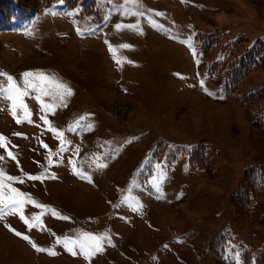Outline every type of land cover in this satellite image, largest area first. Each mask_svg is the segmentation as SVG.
Here are the masks:
<instances>
[{
	"label": "rangeland",
	"instance_id": "374dc122",
	"mask_svg": "<svg viewBox=\"0 0 264 264\" xmlns=\"http://www.w3.org/2000/svg\"><path fill=\"white\" fill-rule=\"evenodd\" d=\"M94 1L101 18L81 0L72 8L58 1L34 9L29 0L2 7L0 22L12 29L0 31V87L11 76L23 89V73L42 72L72 95L61 102L29 89L25 120L0 92V170L19 178L11 187L34 202L22 209L32 228L19 213L0 220V264H243L244 251L253 262L264 242V183L253 187L255 214L242 222L230 194L247 166L264 161L261 101L242 100L264 86V66L227 89L223 45L240 35L247 45L264 41V0ZM218 28L225 33L203 51L196 33ZM201 141L219 150L213 176L189 164ZM5 224L57 254L37 251ZM85 235L106 237L103 250L89 258L78 245L76 255L66 250L65 239Z\"/></svg>",
	"mask_w": 264,
	"mask_h": 264
},
{
	"label": "trees",
	"instance_id": "16d2710c",
	"mask_svg": "<svg viewBox=\"0 0 264 264\" xmlns=\"http://www.w3.org/2000/svg\"><path fill=\"white\" fill-rule=\"evenodd\" d=\"M34 9H40L41 6H48L61 0H29ZM79 0H63L66 8L74 7ZM83 10L93 12L95 16L101 18V10L96 6L94 0H81ZM12 0H0V19L3 16L2 7L8 12L12 5ZM23 11H21L22 13ZM26 13H24L25 15ZM12 18V17H11ZM225 33L224 29L218 28L215 32H197L196 38L200 40L203 51L210 48L211 44L218 41L221 35ZM245 37L240 35L233 41L223 45L226 56H229L226 68L224 69L225 81L232 83L227 89L231 90L234 86L243 80L244 76L254 67L264 66V41L258 39L251 45L244 42ZM242 100L246 105H257V112H264V86L242 95ZM255 114V113H254ZM256 115V114H255ZM263 119V117H261ZM256 119L258 120L257 116ZM219 150L209 141H201L197 143L188 154L189 164L192 172L196 174L204 171L210 176L214 175L215 169L213 164L218 161ZM264 183V161L254 163L245 168L243 182L230 194V201L235 212V221L242 222L251 217L256 210V206L252 202V189ZM255 214V213H254ZM260 221L262 217H260ZM211 249H215L216 245L213 240L210 243ZM243 264L250 263V254L243 252ZM254 264H264V242L254 251Z\"/></svg>",
	"mask_w": 264,
	"mask_h": 264
},
{
	"label": "snow or ice",
	"instance_id": "6c2138e0",
	"mask_svg": "<svg viewBox=\"0 0 264 264\" xmlns=\"http://www.w3.org/2000/svg\"><path fill=\"white\" fill-rule=\"evenodd\" d=\"M63 0H61V3ZM135 2V0H133ZM55 14V13H52ZM67 15H72V13H67ZM122 26L118 25L117 28H120ZM123 27L132 28L131 25H126ZM78 33L80 32L79 29H77ZM122 47H130L128 45H123ZM109 51L114 53V50L109 46ZM117 63L120 64L122 61L117 60ZM0 75H6L4 73H0ZM23 77V89L21 87L17 86V84L13 81V78L11 76H7L8 81V87L2 88L0 87V92L6 93V99L10 100L12 102V115L16 116V108L19 106L24 111V119L29 120L30 119V113L27 110V107L23 104L22 98L28 94L29 89H34L38 93H41L43 96L52 97L53 99H59V101L63 102L66 96L72 95V90L62 82H60L56 77L49 76L44 73H33V72H25L22 74ZM201 87H203V80L200 81ZM40 97L38 96L37 99ZM42 107L46 112L53 111L54 105L51 104H43ZM45 120V123H47V118L43 117ZM83 120V118H81ZM21 120L17 119V123H20ZM79 126V124H78ZM88 127H91V125H88ZM75 129H70V131H74ZM58 137H62V133L56 132L55 133ZM5 141V138L3 136H0V145L3 144ZM67 149L62 145L60 148V153H63ZM78 151V149H77ZM7 155L9 157H12L15 159L12 152H8ZM4 157L0 156V159H3ZM51 164V161H49ZM70 163H73V172L75 175L79 176L82 179H88L90 181V177H88L85 173L76 170L74 162L70 161ZM97 167L103 168L106 167L105 164H98ZM46 178L45 175H31L28 176V179L30 180H42ZM51 178H55V176H51ZM19 178L12 177V176H6L3 172V170H0V220H4L5 217L9 214L16 215L19 213V218L28 225L29 228H32L33 225L29 224L28 219L23 214L22 209L24 208L25 204L28 203H34L29 197H26L25 193L18 191L16 188L11 187V184L9 182L17 181ZM20 183H23V181H20ZM157 191H160L159 185L156 186ZM159 198V197H157ZM64 219H68L67 217H63ZM35 219V218H34ZM5 227H8L10 231H13L14 234L18 237L22 236V238L26 241H28L30 244H32V247L35 248L37 251H48L49 255H56L57 253L55 251H50L44 248L37 247L35 243H33L29 236L22 235L20 232L16 231L15 229H12L9 225L5 224ZM107 239L106 237H97V236H91V235H85L83 239L73 241L71 239H65V247L66 250L71 252L73 255H76V253L73 251L72 245H78L81 249L82 253L84 254L85 258H89L91 255H93L96 252L102 251V240ZM108 243H111L110 239L107 240ZM57 243H60L59 240H57ZM238 255V254H237Z\"/></svg>",
	"mask_w": 264,
	"mask_h": 264
}]
</instances>
